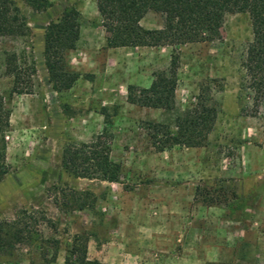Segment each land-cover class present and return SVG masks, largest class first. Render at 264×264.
Returning a JSON list of instances; mask_svg holds the SVG:
<instances>
[{
    "label": "rangeland",
    "instance_id": "obj_1",
    "mask_svg": "<svg viewBox=\"0 0 264 264\" xmlns=\"http://www.w3.org/2000/svg\"><path fill=\"white\" fill-rule=\"evenodd\" d=\"M15 1L31 35L27 42L0 40L10 166L0 181V219L13 220L24 209L45 212V239L61 243L52 264H65L69 242L85 232L93 234L88 258L98 264H264V99L251 89L244 67L254 37L249 15L229 14L222 39L213 42L108 49L95 0H50L44 11ZM73 6L81 12L82 34L68 62L78 80L58 93L45 64V32ZM164 22L151 12L141 25L162 29ZM25 49L36 61L38 82L32 94H12L2 53ZM173 53L180 59L176 110L131 104L129 87L149 88L156 73L169 69ZM202 93L219 110L205 146L167 143L160 151L177 131V115ZM153 124L164 125V132ZM104 132L110 179H77L67 172L63 148ZM60 189L91 190L94 209L58 206ZM0 264L48 263L37 249L22 246Z\"/></svg>",
    "mask_w": 264,
    "mask_h": 264
},
{
    "label": "trees",
    "instance_id": "obj_2",
    "mask_svg": "<svg viewBox=\"0 0 264 264\" xmlns=\"http://www.w3.org/2000/svg\"><path fill=\"white\" fill-rule=\"evenodd\" d=\"M103 27L107 33V48L123 47H178L186 44L213 42L223 37L225 19L229 14H248L253 29V41L249 45L244 67L250 77V87L264 99V0H95ZM36 11L52 6L50 0H25ZM165 19L162 29H146L141 21L149 13ZM82 16L76 6L66 9L62 16L51 22L45 32L44 59L53 89L61 93L70 90L78 80L68 62V54L75 50L82 34ZM31 35L28 18L15 0H0V40L26 41ZM6 75L13 79L12 94H32L36 83L37 66L31 52L4 51ZM180 59L172 54L167 71L155 74L149 88L129 87L128 101L141 107L176 110L178 70ZM256 96V97H257ZM205 94L198 102L176 117V133L169 136L159 148L165 150L167 143L187 148L205 146L213 131L219 110L209 104ZM1 100V98H0ZM9 119L3 116L0 104V181L10 172L7 163V145L4 134ZM156 132H164V125L153 124ZM166 132V131H165ZM63 165L77 179L108 181L112 175L111 147L105 132L92 142H72L63 148ZM58 189V188H56ZM61 193V195H60ZM96 196L91 190L60 189L55 203L62 208L76 204L79 211L94 209ZM46 213L24 209L13 220L0 219V258L14 254L19 247L37 249L41 259L55 263L60 241L45 239L43 223ZM91 232L75 234L67 246L65 264H98L88 258ZM49 247L53 255L49 256Z\"/></svg>",
    "mask_w": 264,
    "mask_h": 264
}]
</instances>
